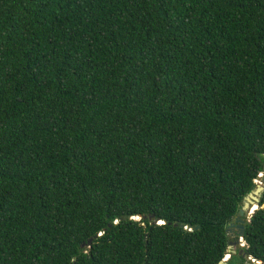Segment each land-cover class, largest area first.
I'll list each match as a JSON object with an SVG mask.
<instances>
[{
    "label": "trees",
    "instance_id": "trees-1",
    "mask_svg": "<svg viewBox=\"0 0 264 264\" xmlns=\"http://www.w3.org/2000/svg\"><path fill=\"white\" fill-rule=\"evenodd\" d=\"M263 171L264 0H0V264H219Z\"/></svg>",
    "mask_w": 264,
    "mask_h": 264
},
{
    "label": "water",
    "instance_id": "water-1",
    "mask_svg": "<svg viewBox=\"0 0 264 264\" xmlns=\"http://www.w3.org/2000/svg\"><path fill=\"white\" fill-rule=\"evenodd\" d=\"M258 180L261 181V184L256 183V188L250 192L247 197H245L243 206L238 215L234 218L232 223L227 225L226 233L230 238L228 243V255H226L219 264H228L232 255L237 254L238 250L239 254L251 261L252 264H264V262L256 261L255 259L247 256L243 250L246 245L244 241L246 225L250 222V218L254 212L259 209L261 198L264 194V171L259 175L256 181ZM152 218L153 217H151V219ZM136 220H141V218L139 217ZM159 221L160 220L153 222L152 224H159Z\"/></svg>",
    "mask_w": 264,
    "mask_h": 264
},
{
    "label": "flooded vegetation",
    "instance_id": "flooded-vegetation-1",
    "mask_svg": "<svg viewBox=\"0 0 264 264\" xmlns=\"http://www.w3.org/2000/svg\"><path fill=\"white\" fill-rule=\"evenodd\" d=\"M232 222H233V221H232ZM232 222H231V223H232Z\"/></svg>",
    "mask_w": 264,
    "mask_h": 264
},
{
    "label": "bare ground",
    "instance_id": "bare-ground-1",
    "mask_svg": "<svg viewBox=\"0 0 264 264\" xmlns=\"http://www.w3.org/2000/svg\"><path fill=\"white\" fill-rule=\"evenodd\" d=\"M137 219V218H136Z\"/></svg>",
    "mask_w": 264,
    "mask_h": 264
},
{
    "label": "rangeland",
    "instance_id": "rangeland-1",
    "mask_svg": "<svg viewBox=\"0 0 264 264\" xmlns=\"http://www.w3.org/2000/svg\"><path fill=\"white\" fill-rule=\"evenodd\" d=\"M259 181V180H258Z\"/></svg>",
    "mask_w": 264,
    "mask_h": 264
}]
</instances>
